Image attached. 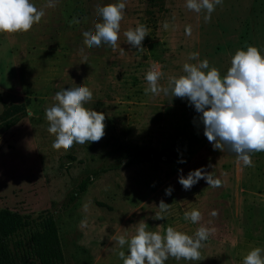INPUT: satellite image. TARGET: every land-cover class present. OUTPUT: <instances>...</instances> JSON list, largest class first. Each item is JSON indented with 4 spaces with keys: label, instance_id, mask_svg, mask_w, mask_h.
Masks as SVG:
<instances>
[{
    "label": "rangeland",
    "instance_id": "obj_1",
    "mask_svg": "<svg viewBox=\"0 0 264 264\" xmlns=\"http://www.w3.org/2000/svg\"><path fill=\"white\" fill-rule=\"evenodd\" d=\"M31 2L45 11L41 22L27 33H0V112L2 102L25 108L17 123L0 132V208L27 218L49 213L60 264H123L118 252L127 255L128 247L121 248L116 237L130 239L141 220L162 235L169 226L190 236L200 226L215 229L200 249V261L169 257L165 264H243L249 251L264 248L263 152L252 155L253 167L244 166L235 153L213 149L187 99L170 102L144 92L153 65L165 74L160 83L166 86L168 77L184 74L186 62L207 59L223 78L237 50L255 46L264 56V0H223L208 23L186 8V0H125L115 49L103 43L87 48L82 34L102 22L97 5L120 0H53L54 8L45 7L48 0ZM74 17L80 23L69 26ZM165 21L172 25L168 30ZM138 24L149 29L144 51L123 35ZM193 52L198 60H189ZM79 86L93 93L85 107L105 114V135L56 150L45 110L57 103V92ZM199 168L213 172L222 186L201 179L184 190L180 175ZM85 176L89 180L77 192ZM161 200L172 205L171 215L155 220ZM192 209L202 213L197 224L184 219Z\"/></svg>",
    "mask_w": 264,
    "mask_h": 264
},
{
    "label": "clouds",
    "instance_id": "obj_2",
    "mask_svg": "<svg viewBox=\"0 0 264 264\" xmlns=\"http://www.w3.org/2000/svg\"><path fill=\"white\" fill-rule=\"evenodd\" d=\"M223 0H186V8L197 14H203L205 23L211 21L212 13ZM53 0H48L45 7L54 8ZM126 9L125 0L96 6V14L102 18L94 26L93 31L83 32V43L87 48L100 47L103 44L113 49L119 40L121 21ZM45 11L38 9L31 0H0V33H27L35 24L41 22ZM75 17L69 26L79 24ZM172 25L168 21L163 28L168 30ZM185 34H192L191 26L185 27ZM126 43L144 51L142 42L149 35L144 24L123 33ZM123 51V49H121ZM84 52V49H81ZM199 53L189 54V60H198ZM83 55L82 62H87ZM183 75L168 77L166 86L160 81L164 73L153 65L147 71L145 94L154 96L163 94L170 97L187 99L195 111L200 114L204 126V136L212 144L214 150L235 153L238 162L246 167H253L252 155L264 152V56L255 46L247 50H237L231 58V66L226 75L221 77L218 68L210 67L204 59L198 63H184ZM57 103L45 110L49 123L47 131L55 136L52 147L56 150H70L74 143L85 144L99 142L105 135V119L103 112L85 107L93 100V93L87 86L62 89L53 98ZM184 162V161H181ZM211 167V165H210ZM204 179L209 187L218 188L222 181L213 172L204 168L190 171L185 178L179 177L184 190H190L199 180ZM172 188L165 190L171 195ZM170 204L159 202L153 219L164 220L171 215ZM215 217L217 210L210 213ZM202 213L197 209L186 211L184 219L197 224L202 220ZM148 225L141 220L136 224L135 234L131 238L125 235L116 237V243L123 248L126 244L128 254L119 251L118 256L123 264H165L169 257L177 261H200L201 251L215 231L214 228L200 226L194 236L178 231L172 226L167 227L165 234L148 230ZM243 264H264V248L255 247L243 258Z\"/></svg>",
    "mask_w": 264,
    "mask_h": 264
},
{
    "label": "trees",
    "instance_id": "obj_3",
    "mask_svg": "<svg viewBox=\"0 0 264 264\" xmlns=\"http://www.w3.org/2000/svg\"><path fill=\"white\" fill-rule=\"evenodd\" d=\"M24 115L22 103L2 102L0 132L9 129ZM169 157L183 161L172 152ZM88 180L89 176L81 179L76 191H83ZM61 261L57 229L49 213L27 218L16 211L0 208V264H60Z\"/></svg>",
    "mask_w": 264,
    "mask_h": 264
}]
</instances>
